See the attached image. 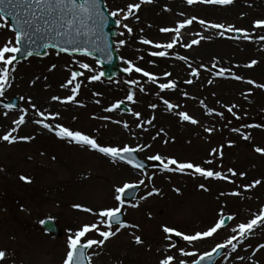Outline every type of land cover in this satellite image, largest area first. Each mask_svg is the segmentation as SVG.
Instances as JSON below:
<instances>
[{"label": "rangeland", "instance_id": "rangeland-1", "mask_svg": "<svg viewBox=\"0 0 264 264\" xmlns=\"http://www.w3.org/2000/svg\"><path fill=\"white\" fill-rule=\"evenodd\" d=\"M104 2L108 10L114 11L126 10L128 4L139 3V0ZM193 17L196 18L193 20V27L181 29L179 35H187L190 44L193 40H199V44H193L190 48L184 46L180 49L174 45L172 49H155L151 44L140 43L141 39L152 43H171L176 33H163L160 29L175 28ZM201 19L205 24L233 26L247 32L249 37L245 39L242 34L236 37V31L226 32L221 36V30L206 29L197 23ZM258 20H264V0H234L231 5L224 6L199 2L189 5L186 0H153L150 4H142L128 20L123 21L129 27L137 24L133 40L127 34L120 36L118 33L125 30L116 26L113 42L120 68L127 67L123 63L125 59L138 66L137 52L145 56L153 51H166L168 55L159 60L163 59L165 63L157 65L154 71L160 70L157 72L163 74L164 82H174V79L181 77L183 87L177 86L175 91L160 92L157 84H151L148 88L146 80L138 73H127V77L118 75L109 81L104 80L94 59L84 56L69 57L53 50H48L42 58L31 57L9 66L18 74L43 73L50 68L48 56L63 58L65 76L71 79L73 71L81 73L71 85L74 87L76 83L80 84L75 100L83 106L77 115L80 125L78 129L71 125V114L62 116L60 125L100 138L102 146H144L145 151L138 155L145 161H149L148 156L159 154L181 162H192L205 170L220 172L226 179L207 180L199 174H193L191 170L179 173L161 172L159 168H152L138 173L119 162L112 163L109 158L95 151L78 148L56 137L27 141L18 145L17 149L6 150L0 159V251L7 253L6 261L0 264H63L69 231L74 233L84 225L94 223L99 230H108L102 222L98 223L101 218L96 213L117 206L114 200L117 186L129 182L138 183L141 179L145 180V184L141 185L139 195L133 201H125L126 206L122 209L124 222L135 227L122 229L100 248L93 246L89 249V264H116L117 259L126 254L130 258L125 264H159L168 255L176 258L173 264L180 259L190 261L191 258L180 256L181 248L199 254L211 251L217 243H225L234 234L231 231L233 227L255 218V214L264 208V154L255 151L257 147L264 149V127L247 126H264V88L263 93L257 92L259 90L246 81L252 80L264 85V40L260 39L264 36V29L253 26ZM10 39H15L13 32L0 30V46ZM120 40L125 41L123 47L118 43ZM192 51H196V55ZM178 56L185 59H176ZM253 60L257 61L255 65L245 66ZM214 61L219 62L215 67L211 63ZM80 63L88 64L93 71L81 69ZM146 63L153 67L152 63ZM221 68L229 70L224 77L217 74ZM193 69L198 76L191 75ZM244 70L251 73H244ZM165 73L171 75L165 77ZM94 75H100V79L92 80ZM233 75L242 79H231ZM133 79L139 81L135 87L125 82ZM188 80L192 83H186ZM210 80L212 83H209ZM161 82L163 81H158ZM141 87L144 92L140 91ZM21 91L17 88L6 90L5 95L0 97V110L25 117V111H21ZM129 92L134 93V104L126 99ZM103 96L107 98L106 103H97ZM12 98L18 100V106L14 110H8L4 105ZM165 99L175 105L171 111L164 105ZM121 101L130 108L131 113H140V121L131 113L123 115L118 109L104 111ZM232 105L236 107L229 113L227 108ZM179 112L187 113L198 123H180ZM217 112L223 113V118L215 115ZM104 117L109 119H103ZM148 120L152 123H146ZM141 122H144L142 127H137ZM125 123L128 125L127 129L123 126ZM239 126L246 127L244 135L250 136L249 140H242L240 132L234 133L233 129ZM89 128H95L94 132ZM205 128L212 131L206 132ZM213 149H216L215 153ZM216 155L219 159L213 161L211 157ZM44 156L43 160L41 157ZM209 160L212 161L210 164L205 163ZM68 166L84 180L88 179L91 171L96 173L91 181V197L82 191L71 195L67 193L71 178L60 174L65 173ZM229 169L237 175L232 176ZM35 170L53 171L57 175L55 184L21 182L20 176L24 175H30L34 179L36 173L31 172ZM256 180L261 183L254 189L248 187ZM200 185L208 190L201 189ZM246 188L249 189L244 192ZM152 189L158 190L159 195L140 199ZM232 192H238L239 195L232 196ZM250 195L255 196L254 199H250ZM128 203H138V207H127ZM73 205L92 211L84 212ZM221 213L224 216L231 215L234 219L212 238L196 245H188L175 236L166 239L167 234L162 232L163 226L185 234L203 232L214 224ZM45 219L52 220L58 226L62 233L60 238L43 232L40 221ZM254 228L261 229L263 237L259 242H264V225ZM135 236H140L143 243L135 244ZM87 238L103 239L95 230L87 233L82 242H86ZM244 241L237 245V250L247 243H259L256 239ZM171 244L176 247H170ZM240 256L239 252H231L229 246L215 264H226L227 260Z\"/></svg>", "mask_w": 264, "mask_h": 264}, {"label": "snow or ice", "instance_id": "snow-or-ice-1", "mask_svg": "<svg viewBox=\"0 0 264 264\" xmlns=\"http://www.w3.org/2000/svg\"><path fill=\"white\" fill-rule=\"evenodd\" d=\"M153 0H139V3H130L127 5V9H118V10H108L106 3L104 0H0V30L7 29L14 33V41L8 40L5 45L0 46V96H4L7 88L11 87L10 84V72H14V68H10L9 66L13 65L14 61L17 60V55L22 54L25 57H32L34 54L36 56L40 55V52L36 50L35 45L37 44V39L47 40L48 43H44L40 45L43 48H52L58 49L60 52H77L80 55L88 56L90 54L89 48H93L95 50L99 49L100 41L97 39L98 35L103 32L104 28L108 24L109 17L117 18L114 23L117 27H122L125 31L119 32L120 36L125 35V32L128 35L132 34V28L129 27L128 24L123 23L130 18L131 14H134L136 10H138L142 4L144 3H152ZM189 5H192L196 2L200 4H208V5H231L234 0H186ZM11 18V28H8L9 21L7 18ZM192 19H187L183 23H179L175 28H162L160 29L163 33L174 32L176 33V39H174L171 43H152L150 40L141 39V44H151L152 48L155 49H172L174 45L179 40V33L181 29L186 28L188 25L193 23ZM201 26L206 29H219L220 35L223 36L226 32H241L245 39H248L249 34L240 29H235L233 26H225L223 24H213L208 23L205 24L204 20H197ZM254 28L256 29H264V20H258L254 23ZM199 35V34H197ZM204 39V37H201ZM261 40H264V36L260 37ZM199 40H193L191 44H188L187 47H192L193 44H199ZM106 43V42H105ZM119 45L121 47L124 46L125 41L120 40ZM107 56H111V48L106 47L103 49ZM71 52L69 54H71ZM150 56L156 57H166L168 54L166 51H153L149 53ZM176 59L183 60L185 59L182 56L176 57ZM123 63L127 65L126 68H123L122 71L128 74L138 73L142 77H147V82L152 84H157L158 77L150 74L147 71H144L139 66H134L129 60H123ZM257 61L253 60L250 64L245 65L246 67H252L255 65ZM53 68L55 65L52 66ZM79 67L81 69H85L89 72L93 71V69L86 63H80ZM215 67V64H213ZM51 70V69H50ZM229 71L228 69H219L218 75L221 77L225 76V73ZM81 75V73L73 71L71 73V79L68 80V84H72L73 81L77 79V77ZM102 75V73H101ZM171 73H165V77L170 76ZM192 76H198V73L195 69L191 72ZM231 79L241 80L240 76H231ZM92 80H99L100 75H94L91 77ZM126 83H130L133 87L139 84L138 80L125 81ZM186 83L191 84L192 81L188 80ZM209 83H212L210 80ZM246 83L253 85L256 88H264V85L257 84L252 80H247ZM63 87H67L63 85ZM157 87L160 92L167 91H175L176 83L174 82H163L158 83ZM80 88V84L76 83L74 87L71 89L72 95L69 96L66 100H60L59 97H52L53 100H59L60 103H71L76 99V95L78 94V89ZM141 92H144V88H140ZM23 99V98H21ZM127 101L130 103H135L134 93L129 92L126 97ZM98 102V101H97ZM123 101L113 104L111 107L105 108V112H112L120 108V104ZM166 108L171 111L175 105L169 103L168 100H163ZM83 106V105H81ZM4 107L6 109H12V104H5ZM154 108L155 105H152ZM236 105H232L227 108L229 113L233 112V109ZM23 111V109H21ZM135 116L137 121H140V113L133 112L131 113ZM211 114V113H209ZM7 115V113H5ZM37 116H41L42 120H36L34 123L40 124L43 129H46L49 132H54L55 136L64 140L70 144L78 145L82 148H87L89 150L95 151L107 158L110 159L112 163L123 162L126 165H129L131 169L137 170L141 173L145 171V163L136 159L133 155L135 153H140L145 151L144 146H136L130 147L125 144L122 148L116 146H102L100 145L96 138L83 133L79 130H73L68 127L62 126L60 124H56L55 126L46 123L44 121L48 120H56L59 118L57 115H44L41 112H36ZM180 120L183 122H188L193 125L197 124L198 121L196 119L191 118L185 112L178 113ZM215 115L223 118V113H215ZM239 119V117H236ZM103 119H109L108 117H104ZM113 123H119V121H112ZM14 123L19 126L25 123L24 116H20L18 120L14 121ZM141 122L137 124V127H142ZM146 123L151 124L152 121L148 120ZM124 128L127 129L128 125L125 123ZM247 127H264L260 125H248ZM17 128H12L9 132L0 137V140L6 141L9 144L17 142L18 140H30L31 137H17L14 136L13 133L17 132ZM146 130V129H145ZM206 132H211L212 129L205 128ZM233 131H238V129H233ZM242 138L244 140H249L250 136L244 135L241 133ZM155 139V137H153ZM231 146V145H230ZM213 153L216 152V149L212 150ZM256 152L264 154V149L257 147L255 149ZM147 160L158 162L160 165L159 170L161 172H179L185 173L186 170H191L193 174H199L204 179H216V180H224L226 177L222 175L220 172H214L212 170H205L199 165H195L192 162H181L175 158H165L159 154L150 155L147 157ZM212 161H205V163H211ZM232 176H236L237 173L231 169H229ZM243 176V174H241ZM151 179V177H149ZM20 180L25 183H31L30 178H26L24 176H20ZM231 182V181H229ZM261 183L260 180L254 181L248 187H256ZM145 184V180L141 179L138 183H124L123 186H117L114 190V200L117 202V206L114 208L104 209L98 211L96 215L100 217V221L98 223H103L104 227L108 230L101 231L97 228V224L94 223L92 225H84L80 230L75 231L74 233L69 231L66 246L67 253L66 258L63 264H87V255L86 252L88 249H92L93 246L97 248L102 247L105 242L110 238L119 233L122 229H126L129 227H135L128 223H125L121 219L122 209L126 206L125 204V195L130 190H136L141 187V185ZM201 189L207 191L204 185H200ZM159 195L158 190L152 189L149 191L146 196L141 197L140 199H147L152 195ZM232 196L239 195L238 192L230 193ZM74 208L80 209L84 212H90L91 209L83 208L80 205H73ZM127 207L136 208L138 207V203H128ZM106 218V219H105ZM234 217L231 215L224 216L222 213L220 217L214 222V224L207 228V230L200 232L197 231L191 234L182 233L174 228H170L168 226L162 227V232L167 234L166 239H171V237H179L188 245H196L201 241H204L208 238H212L215 234L218 233L219 230L225 228L226 221L233 220ZM41 224H44L45 221L41 220ZM264 225V208L259 210L258 214H255V218L251 219L247 223H240L237 226L231 229L232 233H234L230 238L227 239L225 243H217L211 251H205L202 254H199L196 251H188L183 248L180 249V256L191 258L190 261L185 259H180L176 261V264H204L205 261H208L209 264H212V259L214 254H218L221 249L231 248V252L237 251L238 243H242L250 234L253 233L254 227H260ZM113 228L115 230L113 231ZM93 230L102 237L103 239L97 240L92 238H87L86 242H82L83 238H86V234L92 232ZM236 241L237 243H234ZM134 242L137 245L143 243L140 236L134 237ZM170 247H176L175 244H171ZM260 249H264V244H260L256 249V252L260 251ZM7 253L5 251H0V262L6 261ZM255 255V252L253 253ZM240 259H244L240 257ZM176 258L172 255H168L165 258L161 259L159 264H173V261Z\"/></svg>", "mask_w": 264, "mask_h": 264}, {"label": "bare ground", "instance_id": "bare-ground-1", "mask_svg": "<svg viewBox=\"0 0 264 264\" xmlns=\"http://www.w3.org/2000/svg\"><path fill=\"white\" fill-rule=\"evenodd\" d=\"M123 2V0H122ZM125 3V1H124ZM136 18V17H135ZM137 19V18H136ZM132 23H134L133 20H131ZM183 23V22H182ZM131 26L132 28V34L127 36L133 40V33L135 26ZM193 25H188L187 28H192ZM137 30V29H135ZM176 39V37L174 38ZM173 39V40H174ZM172 40V41H173ZM190 44L188 36L184 34V36L179 35V40L175 44L177 48H182L184 46H187ZM193 55H196V51H192ZM200 55V54H199ZM201 56V55H200ZM137 57V65L142 68L144 71L149 72L152 75L157 76L159 79L158 81L162 80L164 82V77L162 73H159L157 71H160L157 69V71H154L155 68H157L159 64L164 62L162 59L159 61L162 57H156V56H150L149 53L145 56H142L140 52L136 53ZM48 59L50 61V68L43 73H15L10 72V84L11 87L7 88V90H14L15 88L21 89V105L23 108V111H25V123L23 125L17 126L14 121L18 120L20 116L7 113L4 110H0V137H2L4 134L9 132L12 128H17V132L13 133L14 136L17 137H31L30 140H33L35 138L40 139H46V138H55L54 132H49L46 129H43L40 124L34 123L36 120H42L41 116H37L36 112H41L44 115L52 116L57 115L59 116L56 120H48L44 121L46 123H49L53 126L56 124H60L62 122V116L65 114H71L73 115V118L71 119V125L75 127V129L79 128V123L77 121V115L80 113L82 109V104L80 102H77L76 100L71 103H60L59 100H53L52 97H59L60 100H66L69 96L72 95L71 89L73 86L71 84H68V76H65L64 74V59L56 57L55 55L48 56ZM146 62H150L153 64V67L149 66ZM215 65H218V61L211 62ZM55 65L53 68L52 66ZM211 66V65H209ZM51 69V70H50ZM244 73H251L249 70H244ZM145 81L146 86L149 88V86L152 83L147 82V77H143ZM157 81V84H158ZM161 82V83H163ZM174 83L178 86V88L183 87V82L181 81V77L174 79ZM67 87H63V85H66ZM260 93H263L262 88H257ZM108 94V93H107ZM77 96V95H76ZM1 97V96H0ZM106 97H101V100H97L99 103H106ZM97 102V103H98ZM7 113V115H5ZM180 123H183V121H180ZM244 126H239L235 129H238V131H234V133H245ZM91 132H94L95 128H89ZM96 137V136H95ZM236 137V136H235ZM57 138V137H56ZM27 140V141H30ZM97 142L100 144V138H96ZM242 140H244L242 138ZM27 141L24 140H18L17 142H14L12 144L7 143L6 141L0 140V159L3 158L4 152L8 149L16 148L20 144H23ZM75 145V144H73ZM101 145V144H100ZM78 148H82L78 145H75ZM19 149V148H18ZM61 152V151H60ZM62 154V153H61ZM62 157V155H61ZM43 160L44 157H41ZM213 161H217L218 155L216 157H211ZM210 158V160H211ZM93 171L97 172L96 169H93ZM31 173H36L35 178L33 179L30 175H24L26 178H30L31 183L26 184H40V183H50L55 184V178H57V175L53 171H45L41 172L39 170H35ZM64 177L71 178V183L68 184V191L67 193L71 195L73 192L82 191L83 194H85L88 197H91L93 195V185L92 180L95 178L96 173L90 172L88 179L84 180L77 176V173L70 169V166H68V170L65 171V173L60 174ZM211 179V178H209ZM207 179V180H209ZM24 183L23 181H21ZM249 188H246L244 192H246ZM254 189V188H252ZM251 189V190H252ZM249 190V191H251ZM250 199H254L255 196L250 195ZM260 233V234H259ZM263 237V234H261V229L254 228L253 233L250 234L247 239H256L258 242L260 238ZM245 241H243L244 243ZM240 243H238L239 245ZM260 244H264V242L259 243H247L245 247L240 248V250H237L236 252H239L244 259H240V257L231 260H227L226 264H264V249H260V251L256 252V249L259 247ZM231 249V248H230ZM255 252V255L253 253ZM129 255L126 254L125 256H122L121 258H118L116 261V264H125L127 260H129Z\"/></svg>", "mask_w": 264, "mask_h": 264}, {"label": "water", "instance_id": "water-1", "mask_svg": "<svg viewBox=\"0 0 264 264\" xmlns=\"http://www.w3.org/2000/svg\"><path fill=\"white\" fill-rule=\"evenodd\" d=\"M10 22L11 25V18H7ZM116 27V24L114 23V19L109 17L108 19V24L107 26L104 28L103 32L100 33L97 37V39L100 41L99 44V49L100 50H95L93 48H89L90 54L88 55L89 57H93L98 61V65L103 68V72H102V76L106 79H111L112 77H114L117 74H123L124 76H126L125 72H123L119 67H118V57L116 52L113 50V41L112 38L115 36V31L113 30ZM236 35H240L238 32L236 33ZM106 42V43H105ZM44 43H48L47 40H42V39H37V44L35 45V48L37 51L40 52V55L38 57H43L46 53L47 49H52V48H43L40 45L44 44ZM106 47H110L111 48V56H107V54L105 53V51L103 50ZM58 52H60L58 49H54ZM71 52V49L69 50V52H60V53H64L70 56L73 55H80L77 52H71V54H69ZM33 56H36L35 54ZM28 57H25L22 54H18L17 55V60L14 62H19L21 60H24ZM13 105V108L17 106V100L13 99L12 102L10 103ZM120 108L123 110V112L125 113H129V110L120 105ZM136 159V153L133 154ZM139 160V159H138ZM141 161V160H140ZM143 162V161H142ZM145 170L147 168H149L148 164H145ZM138 189L136 190H130L126 195L125 198L127 199H133L135 197V195L137 194ZM121 219H122V215H121ZM227 222V221H226ZM43 228L48 232V233H52L56 236H60V233L57 229V227L50 221H45V223L43 224ZM222 249L219 251L218 254H214L213 259H212V264L214 263V261L216 259H218L221 255ZM204 264H209L208 261H205Z\"/></svg>", "mask_w": 264, "mask_h": 264}]
</instances>
